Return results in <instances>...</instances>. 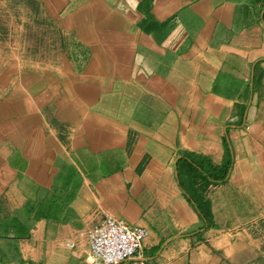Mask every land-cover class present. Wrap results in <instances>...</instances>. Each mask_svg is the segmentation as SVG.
<instances>
[{
    "label": "crops",
    "instance_id": "obj_1",
    "mask_svg": "<svg viewBox=\"0 0 264 264\" xmlns=\"http://www.w3.org/2000/svg\"><path fill=\"white\" fill-rule=\"evenodd\" d=\"M57 1L0 63V264H88L107 216L148 231L120 264H260L264 0ZM225 166L208 226L181 170Z\"/></svg>",
    "mask_w": 264,
    "mask_h": 264
},
{
    "label": "rangeland",
    "instance_id": "obj_2",
    "mask_svg": "<svg viewBox=\"0 0 264 264\" xmlns=\"http://www.w3.org/2000/svg\"><path fill=\"white\" fill-rule=\"evenodd\" d=\"M53 1L0 0V63L9 61L14 53L33 60L32 56H38L39 48L45 46V38L54 42V32L48 31L49 23L52 24L47 18ZM258 261L264 264L261 256Z\"/></svg>",
    "mask_w": 264,
    "mask_h": 264
},
{
    "label": "built area",
    "instance_id": "obj_3",
    "mask_svg": "<svg viewBox=\"0 0 264 264\" xmlns=\"http://www.w3.org/2000/svg\"><path fill=\"white\" fill-rule=\"evenodd\" d=\"M78 236L88 242V264H120L141 251L148 231L143 227L130 225L122 219L107 216L79 231Z\"/></svg>",
    "mask_w": 264,
    "mask_h": 264
},
{
    "label": "trees",
    "instance_id": "obj_4",
    "mask_svg": "<svg viewBox=\"0 0 264 264\" xmlns=\"http://www.w3.org/2000/svg\"><path fill=\"white\" fill-rule=\"evenodd\" d=\"M194 165V164H193ZM206 170V171H205ZM228 170V166H225L223 168V172L221 175H216V174H211L208 173L207 168H203V169H199V174L196 175L195 174V169H191V173L190 170H181L182 174L187 175L186 180L183 182H181L182 187L186 190L189 191L190 194V198L193 200L195 207L197 208L201 218L204 220V222L209 226L211 225V212L210 209L208 207V204L206 202V200L204 201L201 198V195L198 194V188H195V184H196V179L200 178V180L205 182V185H208V183L213 182V183H220L223 182L226 178V172ZM194 172V174H193ZM193 174V175H191Z\"/></svg>",
    "mask_w": 264,
    "mask_h": 264
}]
</instances>
